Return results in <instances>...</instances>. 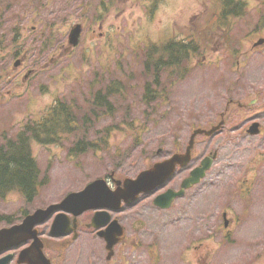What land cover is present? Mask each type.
<instances>
[{"label":"rangeland","instance_id":"1","mask_svg":"<svg viewBox=\"0 0 264 264\" xmlns=\"http://www.w3.org/2000/svg\"><path fill=\"white\" fill-rule=\"evenodd\" d=\"M206 1L209 0H0V135L14 137L23 123L40 119L59 99L82 106L75 118L83 115L88 120L85 131L75 138L56 131L55 142L42 144L43 134L34 139L30 150L39 164L40 176L47 178L46 184L31 201L16 191L0 198L1 215L14 214L19 221L23 209L31 213L44 208L96 178L110 174L116 179L132 178L158 160L184 152L193 129L216 123L223 113V130L208 138L198 132L191 163L178 169L166 184L176 185L191 164L215 152L209 178L197 185L200 191L196 214L192 212L187 220L179 213L181 202L162 211L160 217L140 216L132 211L130 218L129 211H125L121 214L123 224L129 234L138 231L141 239L139 247L122 248L129 259L122 263L187 264L180 262L177 249L190 224L195 225L204 211L211 209L214 218L208 216L207 221L213 226V240L202 247L211 250L209 264H264V133L244 132L253 121L264 128V50L254 51L250 45L258 29L264 31V9L246 8L237 30L230 34L231 51L215 43L217 52H208L205 59L199 57L201 66L192 69L186 79L170 85L169 98L148 104L143 100V82L148 77L140 74L146 46L159 42L174 28L177 34L195 35L196 44L208 37L210 33L206 35L201 21L210 11L206 10ZM236 11L226 10L227 14ZM76 23H81L82 31L78 43L71 47L68 36ZM44 25L55 32V44L62 43L59 48L71 47L72 51L61 56L57 51L52 56L54 61L50 60L53 49L49 54L39 53L41 42L37 38ZM15 28L21 33L17 40L12 37ZM249 31L254 34L245 40ZM237 38L243 42L239 43L243 45L240 51H245L240 56L232 53ZM18 50L21 53L15 56ZM18 59L23 70L13 67ZM237 59L242 66L238 70ZM28 69L35 72L22 80ZM112 74L118 80V93L110 100V111L104 108V113L94 117L89 104L96 89L92 79L101 75L104 81H110ZM150 82L154 83L152 79ZM105 84L101 82L99 86ZM229 99H257V103L243 114L235 110V105L226 109ZM80 138L99 146L71 154L74 140ZM221 210L237 219L231 243L220 241L223 220L217 215ZM50 223L39 228H50ZM5 224L0 220V228ZM176 227L181 231L175 233ZM147 242L153 243L150 249ZM48 243L52 248L46 252L58 264H103L100 240L90 234L88 239L79 237L72 242L68 261L69 250L63 249V244Z\"/></svg>","mask_w":264,"mask_h":264},{"label":"flooded vegetation","instance_id":"2","mask_svg":"<svg viewBox=\"0 0 264 264\" xmlns=\"http://www.w3.org/2000/svg\"><path fill=\"white\" fill-rule=\"evenodd\" d=\"M253 1L250 2L248 0H228V1H226V4L231 6V7H241V6H245L246 4L253 3ZM254 3L256 4L255 6L264 7V0H255ZM227 25H229V24H227ZM219 29L222 30L223 33H225V31L228 32L231 29V27H229V26H228V28L219 27ZM216 34L220 35L218 32ZM258 37H264V34H261ZM212 41H213V34H211V40L204 38L202 41H199L198 44H196L194 42V40H190L189 42L183 44V46L185 47L186 50H181L180 46L182 45L181 44L182 40H180L179 43L177 42V44L172 48L175 52L174 63H179L181 65L182 69H184L188 72H192L193 71L192 69H194L195 67H198L200 65V63L198 61V52H200L201 55H203L204 52H208V50L211 49V45L215 44V42H212ZM218 43L221 44V41H219ZM259 43L260 44H258L256 49L257 50L264 49V41L261 40ZM178 51H180L184 56L182 54L180 55V52H178ZM203 57H205V55H203ZM163 77H164V79H168L165 72L163 74ZM174 83H175V81H172L169 85L174 84ZM231 102L233 103V106L235 105L236 111L241 112L243 114H247L248 111H250L252 109V107L256 105L257 99H252L249 101L244 100V102H241V101L237 102V101L229 99L228 105ZM228 108H229V106L226 107V109H228ZM223 119H224V117H223V113H222L220 115V120H218L216 123H213V124L211 123L205 127V129L208 132L207 136H206L207 138L212 137L213 135H216L223 130V128L225 127V124H226L225 121H224V124L222 125L221 128H215V126H217L218 123L220 121H222ZM244 132L249 133L250 130H248V128H246V129H244ZM259 133H261V134L264 133V131L262 130L261 124H260V128H259ZM262 149H264V148H262ZM209 152H210V150H209ZM211 168H212V166L206 172V177H205L206 180L209 178V174L211 173ZM183 179H184V177H181L179 182L176 183V185L174 186L176 188V190H178L180 188V184H181ZM198 191H200V190L197 188V185H193V186L187 188L184 191L183 196L177 198L175 201V203L181 202L180 203L181 207H179L178 210H179L180 214L187 216V220H190V215L192 212L195 211V214L197 212ZM154 198H155V194H153V195L151 193L144 194L135 203L127 206L126 209L130 208L131 210H133L134 208H136V211H140L143 214H147L149 216L150 215L156 216V215L160 214L162 212V210L157 205H155ZM126 209H123V210L117 211V212L110 211L111 215L113 213V215L111 216V220H113V218L118 216L119 213L123 212ZM204 213H205V215H209V213H210L212 216L213 211L211 209H207L204 211ZM221 216H222V218H224V220L222 222L223 229L221 230V234H223V238L227 241L231 240L232 238H235L236 228H234V227L237 223L236 217L228 215V212L224 211V210L221 211ZM91 217H92V213L87 212L78 218L77 232L72 233L69 236L68 235L66 236L67 238L72 239V240H70V242H73L76 238H78L81 233H96L97 232L94 229L88 227V223L90 222ZM224 221H225L226 227H224ZM207 224H208V222H207ZM105 228L106 227H104L102 229H105ZM127 230H128V228H127ZM127 230H126L125 239L117 244L118 249L116 251L115 250L113 251L111 258L106 257L107 261L112 262L113 260H119V259L122 260V257H120L118 250H119L121 245H127V241H128ZM43 231H45V230H43ZM237 233H238V231H237ZM96 235H98V234L96 233ZM98 237L100 239V242L103 243L105 246L106 245L105 240L102 237H100L99 235H98ZM134 237H135V240L131 241V243H132V245L136 246L138 244V242L136 241L138 239V236H134ZM209 237H212V234H210ZM43 243H44V247L46 248L47 240L43 239ZM70 245H71V243H70ZM50 259L52 260V258H50ZM107 261L105 263H107ZM112 263L118 264L117 262H112Z\"/></svg>","mask_w":264,"mask_h":264},{"label":"water","instance_id":"3","mask_svg":"<svg viewBox=\"0 0 264 264\" xmlns=\"http://www.w3.org/2000/svg\"><path fill=\"white\" fill-rule=\"evenodd\" d=\"M80 31H81V27L79 25L73 28L70 34V41L72 44L77 43ZM206 167L207 164L203 162L200 168H197L192 172V177L186 180L183 186L185 187L197 181V179L204 174V170L206 169ZM159 171L161 173H164L167 171V169H165L163 164L157 163L154 165L151 171H145L141 173L136 180H130V181L131 183H136L135 186L136 189L141 190L142 187L148 185L146 184L147 179H150V181H154V179L158 177ZM160 176L164 177V175L162 174ZM130 187L131 186L128 185L126 188L127 191L129 192L131 191ZM122 197H123V192L121 191L118 192L117 190L115 191L110 190L107 187L106 182L104 180L93 181L92 183L88 184L83 190L69 194L61 203L56 205H51L46 209L37 210L34 214L27 216L26 219L21 224L1 229L0 251L4 248L17 245L21 243V241L23 240H27L28 238L31 237V235L35 237L36 233L35 231L31 232V229L36 224L43 222L49 214H51L56 210H64L67 212H72L74 215H77L85 209L98 208L104 205H108V206L115 205L120 202V199ZM65 216L66 215L64 214H58L56 216L51 227L52 233H58L56 232L57 229L64 228L66 227V225H68V221L65 219ZM111 227H112L110 228L111 230H114L115 232L118 231L119 233L121 232L120 227L116 222H113L111 224ZM26 233H30V235L24 236ZM35 242L36 240L31 245V247L21 252L19 260L27 261L31 263L33 259L30 255L31 253H33L32 256H36L37 261H39L41 264L42 263L47 264V262L45 261L44 257L41 254V244H37ZM10 258L11 255H7L1 258L0 264H6Z\"/></svg>","mask_w":264,"mask_h":264},{"label":"trees","instance_id":"4","mask_svg":"<svg viewBox=\"0 0 264 264\" xmlns=\"http://www.w3.org/2000/svg\"><path fill=\"white\" fill-rule=\"evenodd\" d=\"M49 41L47 40L45 44ZM81 122L82 125L77 124L72 107L66 108L65 105H61L53 108L49 118L43 123L27 124L24 131L15 139L0 141V197L10 191H17L26 200L31 201L36 195L41 180L38 165L30 150V141L38 139V135L41 134L44 135L42 142L54 139L57 129L62 126L69 134L83 131L87 119H81ZM93 145L90 140L80 138L76 140L69 152L83 153ZM12 221L11 217H6L7 223L11 224Z\"/></svg>","mask_w":264,"mask_h":264}]
</instances>
